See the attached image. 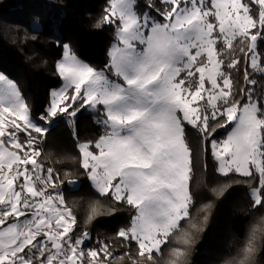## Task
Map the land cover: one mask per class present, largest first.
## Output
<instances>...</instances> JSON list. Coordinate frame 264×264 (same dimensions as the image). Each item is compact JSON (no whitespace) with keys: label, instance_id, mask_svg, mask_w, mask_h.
<instances>
[{"label":"snow or ice","instance_id":"snow-or-ice-1","mask_svg":"<svg viewBox=\"0 0 264 264\" xmlns=\"http://www.w3.org/2000/svg\"><path fill=\"white\" fill-rule=\"evenodd\" d=\"M138 7L137 0H108L96 25L115 29L103 69L62 45L63 85L39 122L17 83L0 72V264H155L154 253L190 217L195 163L186 125L221 175L248 178L236 182L249 184L252 208L264 207V95H256L252 77H264V0H145L146 10ZM82 109L103 134L78 143L79 168L99 195L134 209L113 237L122 255L108 241L85 247L91 235L86 228L76 234L64 195L78 180L42 160L45 125L65 116L74 128ZM220 130L226 136L217 140ZM255 240L253 229L242 258L224 264H253ZM184 255L171 249L168 264H182Z\"/></svg>","mask_w":264,"mask_h":264},{"label":"trees","instance_id":"trees-1","mask_svg":"<svg viewBox=\"0 0 264 264\" xmlns=\"http://www.w3.org/2000/svg\"><path fill=\"white\" fill-rule=\"evenodd\" d=\"M137 3L138 10H146L145 0ZM107 4L108 0H0V68L5 65L8 70L9 66H16L21 71L25 79L21 93L34 119L39 120L46 111L51 90L61 86L56 65L63 55L62 45L69 42L67 32L77 38L76 46L71 49L80 60L97 69H103L109 62L108 51L115 42L114 26H96ZM258 46L264 52V43L258 42ZM252 77L258 81L254 86L256 95H263L264 77L257 73H252ZM234 78L244 86L241 75L234 72ZM48 128L41 145L43 162L57 171L73 173V178L78 180L77 186H68L64 191L77 217L76 234L86 228L91 240L85 246L97 247L98 241H108L115 254L122 255L126 249L113 237L130 224L134 209L96 193L79 168L78 143L97 139L103 129L95 123V116L84 109L77 114L74 128L65 116L54 118ZM224 135L226 132L220 130L216 139ZM186 136L195 163L190 182V217L181 222V231L169 238L162 252L154 253L155 264H168L174 248L184 251L182 264H224L225 260H239L253 229L256 230L253 264H264V207L253 209L249 184L236 182L248 178L236 173L227 177L219 174L210 148L204 151L196 129L186 127ZM218 188H223L222 193L215 191ZM90 215H93L91 221ZM185 239L189 242L185 243ZM135 248L133 242V256Z\"/></svg>","mask_w":264,"mask_h":264},{"label":"rangeland","instance_id":"rangeland-1","mask_svg":"<svg viewBox=\"0 0 264 264\" xmlns=\"http://www.w3.org/2000/svg\"><path fill=\"white\" fill-rule=\"evenodd\" d=\"M67 36H68V38H69V42H68L67 44H69L71 48L74 47V46H76V44H77V38H76L75 34H73L72 32H67ZM114 43H115V42H114ZM114 43H113V44H114ZM113 44H112V45H113ZM112 45H111V46H112ZM111 46H110V48H111ZM110 48H109V50H110ZM108 53H109V51H108ZM108 56H109V55H108ZM62 59H63V55H62V57H61L60 60H62ZM60 60H59V61H60ZM56 69H57V68H56ZM0 72L5 73L10 79L14 80V81L17 83V85H18L20 91H21L22 89H24V87H25V79H24V77H23L21 71H20L16 66H9V67H8V70H7L6 67H5V65H3L2 68H0ZM57 73H58V72H57ZM60 79H61V86H60L59 88H61L62 85H63V80H62L61 77H60ZM59 88H58V89H59ZM58 89H53V90H51V93H52V91H54V90H58ZM51 93H50V98H49V103H48L47 108L49 107V105H50V103H51ZM21 94H22V93H21ZM263 95H264V94H263ZM47 108H46V109H47ZM84 110H85V112L94 115L90 110H87V109H84ZM37 121L39 122V120H37ZM45 126L48 127V125H45ZM186 127L194 129V128H193L192 126H190V125H186ZM225 136H226V135H224V137H225ZM224 137H223V138H224ZM223 138H221V139H223ZM221 139H219V140H221ZM216 163H217V162H216ZM217 167H218V165H217ZM218 173H219V172H218ZM219 174H220V173H219ZM89 182H90V185H91L92 189L96 192V190L94 189V187H93L92 184H91V181H89ZM96 193H97V192H96ZM85 247L87 248V247H90V246H85Z\"/></svg>","mask_w":264,"mask_h":264},{"label":"crops","instance_id":"crops-1","mask_svg":"<svg viewBox=\"0 0 264 264\" xmlns=\"http://www.w3.org/2000/svg\"><path fill=\"white\" fill-rule=\"evenodd\" d=\"M237 174V173H236ZM239 175V174H238Z\"/></svg>","mask_w":264,"mask_h":264}]
</instances>
